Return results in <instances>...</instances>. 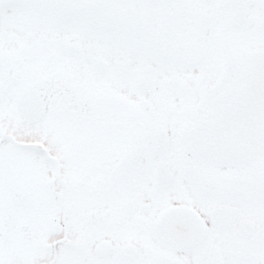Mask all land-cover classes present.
Returning <instances> with one entry per match:
<instances>
[{
  "label": "snow or ice",
  "instance_id": "6c2138e0",
  "mask_svg": "<svg viewBox=\"0 0 264 264\" xmlns=\"http://www.w3.org/2000/svg\"><path fill=\"white\" fill-rule=\"evenodd\" d=\"M0 264H264V0H0Z\"/></svg>",
  "mask_w": 264,
  "mask_h": 264
}]
</instances>
